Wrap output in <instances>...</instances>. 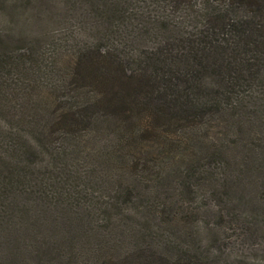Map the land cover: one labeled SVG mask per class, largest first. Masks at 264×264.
<instances>
[{
    "label": "trees",
    "instance_id": "16d2710c",
    "mask_svg": "<svg viewBox=\"0 0 264 264\" xmlns=\"http://www.w3.org/2000/svg\"><path fill=\"white\" fill-rule=\"evenodd\" d=\"M73 1L95 42L0 35V264H217L230 227L264 237V0Z\"/></svg>",
    "mask_w": 264,
    "mask_h": 264
},
{
    "label": "rangeland",
    "instance_id": "374dc122",
    "mask_svg": "<svg viewBox=\"0 0 264 264\" xmlns=\"http://www.w3.org/2000/svg\"><path fill=\"white\" fill-rule=\"evenodd\" d=\"M73 2V0H17L15 3H5L7 9L2 8L0 4V35L3 41L20 40L18 46L21 49L30 46L32 42L35 50L38 49V46H34L37 41L42 44V51L48 44L46 46L48 55L58 44L84 43L94 38L95 42L96 33L88 25L92 16L85 17L83 14L92 5L86 3L82 6ZM151 8L158 14H163L162 6L152 4ZM53 36L56 39L53 40ZM133 220L136 224L139 221ZM222 235L221 242L218 241L216 244L220 247L217 264H264V237L233 227Z\"/></svg>",
    "mask_w": 264,
    "mask_h": 264
}]
</instances>
